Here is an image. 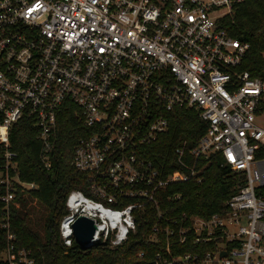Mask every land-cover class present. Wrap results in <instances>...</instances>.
<instances>
[{
  "label": "built area",
  "instance_id": "obj_1",
  "mask_svg": "<svg viewBox=\"0 0 264 264\" xmlns=\"http://www.w3.org/2000/svg\"><path fill=\"white\" fill-rule=\"evenodd\" d=\"M243 1L0 0V200L9 264H34L31 249L17 247L10 218L17 188L37 187L20 176L11 128L25 117L34 122L49 168L64 107L91 129L74 145L72 162L89 182L66 197L59 223L66 248L78 244L81 215L95 222L94 243H122L137 209L157 205L171 182L200 180L198 160L219 153L241 176L238 188L223 211L174 217L162 228L169 255L157 252L156 262L264 264V75L240 67L250 43L221 27ZM175 106L197 109L206 129L193 147H176L181 167L165 173L144 146L169 127ZM170 238L196 250L171 254Z\"/></svg>",
  "mask_w": 264,
  "mask_h": 264
},
{
  "label": "trees",
  "instance_id": "obj_2",
  "mask_svg": "<svg viewBox=\"0 0 264 264\" xmlns=\"http://www.w3.org/2000/svg\"><path fill=\"white\" fill-rule=\"evenodd\" d=\"M221 27L250 43L240 67L252 75H264V0L240 2L221 18ZM167 116L169 127L146 144L143 153L165 173L181 167L176 147H193L206 129L194 107L175 106L167 111ZM37 132V126L28 117L16 121L11 128V146L18 151L20 176L37 184L34 188H17L16 201L11 202V228L16 234L17 247L31 249L34 264H157V252L169 255L163 227L182 212L209 216L223 211L226 200L241 181V176L223 163L219 153L209 159L200 158L201 179L174 181L162 188L157 205L147 204L135 211L136 228L122 243L111 245L99 241L88 248L78 244L66 248L59 232L60 220L66 212V197L73 188L86 190L89 182L88 173L72 162L74 145L91 129L72 108L64 107L59 117L58 144L49 168L41 161ZM3 162L0 147V169ZM4 191L5 186L0 183V195ZM3 205L0 200V264H9L2 255L8 243L7 230L1 225ZM169 241L171 254L196 250L193 243L176 245L172 238Z\"/></svg>",
  "mask_w": 264,
  "mask_h": 264
},
{
  "label": "water",
  "instance_id": "obj_3",
  "mask_svg": "<svg viewBox=\"0 0 264 264\" xmlns=\"http://www.w3.org/2000/svg\"><path fill=\"white\" fill-rule=\"evenodd\" d=\"M96 225L91 217L81 215L74 223L75 239L82 248H88L94 244L92 237Z\"/></svg>",
  "mask_w": 264,
  "mask_h": 264
},
{
  "label": "rangeland",
  "instance_id": "obj_4",
  "mask_svg": "<svg viewBox=\"0 0 264 264\" xmlns=\"http://www.w3.org/2000/svg\"><path fill=\"white\" fill-rule=\"evenodd\" d=\"M231 13V12H230ZM172 264H181L180 262L172 263Z\"/></svg>",
  "mask_w": 264,
  "mask_h": 264
}]
</instances>
